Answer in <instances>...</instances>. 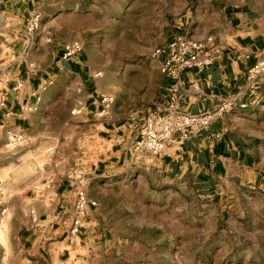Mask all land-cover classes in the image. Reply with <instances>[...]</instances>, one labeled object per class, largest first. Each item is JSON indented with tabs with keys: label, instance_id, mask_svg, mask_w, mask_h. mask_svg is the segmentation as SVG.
I'll use <instances>...</instances> for the list:
<instances>
[{
	"label": "rangeland",
	"instance_id": "1",
	"mask_svg": "<svg viewBox=\"0 0 264 264\" xmlns=\"http://www.w3.org/2000/svg\"><path fill=\"white\" fill-rule=\"evenodd\" d=\"M247 1L50 0L36 21L4 24L5 50L28 39V48L79 42L99 97L91 114L81 79H50L35 129H0V263L19 264L21 227L48 214L57 186L76 179L96 197L106 229L99 264H264V101L241 110L257 135L261 176L253 186L198 196L187 182L166 179L148 153L91 179L105 141L97 114L122 122L153 109L161 82L154 52L176 33L204 29L219 8ZM103 97L112 101L103 105Z\"/></svg>",
	"mask_w": 264,
	"mask_h": 264
},
{
	"label": "crops",
	"instance_id": "2",
	"mask_svg": "<svg viewBox=\"0 0 264 264\" xmlns=\"http://www.w3.org/2000/svg\"><path fill=\"white\" fill-rule=\"evenodd\" d=\"M45 1L50 0H0V33L7 21L10 25L11 22L32 19ZM179 34H188L201 41L211 37L218 50L217 56L202 71L197 68L182 71L175 88L174 81L163 71L164 56H161L158 59L161 82L155 103L175 100L187 113L210 110L225 102H230L233 108L215 118L208 128L196 130L181 145L168 147L157 156L132 149L140 122L150 109L142 115L133 114L122 122L103 119L101 112L97 114L99 132L105 136V141L100 164L94 165L91 179L104 174L112 176L107 172L108 167L123 166L135 154L148 153L166 179L187 182L198 196L215 198L227 188L253 186L259 181L257 135L241 110L244 104L247 108L264 101V80L255 94L256 100L247 84L248 70L264 56V0L219 8L204 29ZM28 41L21 46L7 44V50L0 45V129L5 133L33 131L38 122L43 86L50 79L59 80L65 76L81 79L85 108H90L91 114L95 113L93 105L98 110L96 98L99 95L95 94L94 78L85 75L83 51L66 61L61 59L64 44L41 42L28 48ZM18 82L22 83L19 88L16 86ZM1 100H4L3 105ZM101 167L104 173L98 174ZM79 184L96 205L86 210L79 231L72 233ZM32 216L31 222L21 227L22 235L17 246L19 264H99L106 229L98 201L83 182L73 179L67 180L63 186L59 184L48 214ZM2 250L0 247V260Z\"/></svg>",
	"mask_w": 264,
	"mask_h": 264
},
{
	"label": "built area",
	"instance_id": "3",
	"mask_svg": "<svg viewBox=\"0 0 264 264\" xmlns=\"http://www.w3.org/2000/svg\"><path fill=\"white\" fill-rule=\"evenodd\" d=\"M32 17L31 20H37ZM62 60H69L73 56L81 53L83 47L79 42L66 43L62 46ZM218 50L211 37L204 41L194 39L188 34H174L171 39L161 48H158L154 55L157 59L164 56L162 60L165 75L174 81L173 87L179 81V74L190 68H197L202 71L208 68L217 56ZM264 80V56L261 57L247 72V84L254 100L257 99L256 92L259 90L261 81ZM17 88L22 86L17 83ZM175 88V87H174ZM173 88V91L175 90ZM112 100L105 97L101 103L106 105ZM4 100H1L3 105ZM155 108L150 109L142 118L136 139L132 146L133 151H146L157 156L165 152L168 147L179 146L183 141L188 140L196 130L206 129L211 122L229 112L233 105L225 102L217 105L213 109L203 110L198 113H187L182 110L175 100L162 104L156 102ZM246 108V104L243 105ZM14 135V140L10 142L14 145H21L23 136ZM18 141V142H16ZM25 141L22 144H27ZM77 199L74 205V216L72 220L71 232L79 231L83 222L86 210L95 206L96 202L89 200L83 186L79 184L77 189Z\"/></svg>",
	"mask_w": 264,
	"mask_h": 264
}]
</instances>
